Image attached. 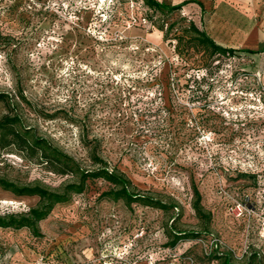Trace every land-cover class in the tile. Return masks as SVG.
I'll use <instances>...</instances> for the list:
<instances>
[{
	"label": "rangeland",
	"instance_id": "374dc122",
	"mask_svg": "<svg viewBox=\"0 0 264 264\" xmlns=\"http://www.w3.org/2000/svg\"><path fill=\"white\" fill-rule=\"evenodd\" d=\"M204 1L203 15L194 3L164 15L142 0H0V119L17 116V131L80 169L102 166L95 157L170 206L101 199L110 185L90 180L39 222L38 236L0 229V264H220L211 249L264 264L260 214L241 195L264 182V98L250 57L264 42V0H234V15ZM190 24L232 53L187 46ZM0 178L58 193L78 181L12 146L0 149ZM195 192L209 219L194 210ZM238 203L250 222L236 218ZM39 206L0 188V216ZM171 229L206 233L172 247ZM246 237L249 255L235 260L230 249Z\"/></svg>",
	"mask_w": 264,
	"mask_h": 264
},
{
	"label": "trees",
	"instance_id": "16d2710c",
	"mask_svg": "<svg viewBox=\"0 0 264 264\" xmlns=\"http://www.w3.org/2000/svg\"><path fill=\"white\" fill-rule=\"evenodd\" d=\"M144 5L151 11L152 14H171L181 10L186 5L191 3L196 4L201 14H205L204 5L196 0H184L177 5L166 4L158 0H142ZM173 27H171L172 29ZM192 32L193 36L189 38L187 46H196L200 48H207L212 55H230L232 50L223 48L216 44L212 38L205 32V30L197 27L195 24H190L188 30ZM174 40L177 41L176 51L179 53V42L183 41V37L176 35ZM0 101H4V96L0 95ZM19 118L17 116H4L0 119V149L7 147H14L25 158L30 161H37L44 165L48 171L59 175H75L78 178L76 183L68 184L64 187L62 192H52L41 188L39 186H24L19 187L5 179L0 178V188L8 191L18 197L37 196L40 199V206L30 209L25 214H8L0 216V229H27L33 236L39 235L38 224L48 217L54 206L68 201L71 194H80L83 192L85 185L90 180L102 179L106 181L110 187L107 191L100 194L101 199H111L113 201L122 200L126 205L141 204L147 207L158 208L161 210H168L170 206L160 202L159 200L134 191L131 188L130 181L124 176L110 171L106 164H103L99 159L93 158L96 163H101L102 166L94 170H82L78 164L68 155L54 147L48 140L31 135L28 131L20 133L15 129L19 125ZM196 194V202L193 204L194 210L200 218L209 219V216L203 214L200 205L199 194ZM239 193H237L238 195ZM243 198H247L252 209L258 211L260 216L264 217V182L258 181L257 186H253L249 190L241 193ZM259 224L256 227L258 230ZM173 240L170 246H175L177 241L184 239H197L206 232L199 231H177L171 229ZM237 251L239 248H235ZM223 260L220 264H233L231 259L226 254H218L216 251L209 255V259L217 261ZM251 258L255 255H250ZM247 264H251L248 262Z\"/></svg>",
	"mask_w": 264,
	"mask_h": 264
},
{
	"label": "crops",
	"instance_id": "0c3cea01",
	"mask_svg": "<svg viewBox=\"0 0 264 264\" xmlns=\"http://www.w3.org/2000/svg\"><path fill=\"white\" fill-rule=\"evenodd\" d=\"M204 0H202V3L204 5ZM216 8L218 9L217 12L220 11V14H231L234 15V10L232 8H229L228 5L232 4L234 5V0H215ZM234 7V6H233ZM205 8V7H204ZM219 45L222 42H219ZM251 54L250 57L252 59L253 63V72L254 75L258 77V81L262 88H264V42L260 44L257 42L253 48H251Z\"/></svg>",
	"mask_w": 264,
	"mask_h": 264
},
{
	"label": "built area",
	"instance_id": "2783aa9c",
	"mask_svg": "<svg viewBox=\"0 0 264 264\" xmlns=\"http://www.w3.org/2000/svg\"><path fill=\"white\" fill-rule=\"evenodd\" d=\"M255 77H257L255 75ZM258 79V77H257ZM259 83V81H258ZM260 85V83H259ZM260 88H261V93L263 95V98H264V88L261 87L260 85ZM247 199V198H246ZM243 204L241 203H238V214L236 216L237 219H243V221H246L247 222H250L251 219H252V216L251 215H248V216H245L243 214ZM246 217V218H244ZM257 217V222H259V235L262 239H264V217H261V216H256ZM214 243V249L217 248L218 244H222V242L220 240H214L213 241ZM249 242H248V238L246 237V239L243 241V243L241 244V247L239 248V250L237 251L235 248L234 250L233 249H230L231 253L234 254V259L235 260H238V261H242L244 258H246L248 255H249ZM212 250H210V252L208 253V255H210L212 253ZM217 252V251H216ZM219 254V252H217Z\"/></svg>",
	"mask_w": 264,
	"mask_h": 264
}]
</instances>
